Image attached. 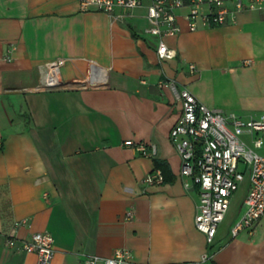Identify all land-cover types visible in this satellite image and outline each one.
<instances>
[{"label":"crops","instance_id":"0c3cea01","mask_svg":"<svg viewBox=\"0 0 264 264\" xmlns=\"http://www.w3.org/2000/svg\"><path fill=\"white\" fill-rule=\"evenodd\" d=\"M151 2L110 16L81 12L75 0H0V264H36V253L6 243L36 232L53 237L49 264L120 247L133 264H264V215L231 236L247 174L212 243L195 229L199 192L179 175L169 131L181 105L167 87L224 115L264 112V17L240 11L234 22L188 32L179 10L182 33L163 39L176 56L160 61L157 37L145 32ZM130 140L155 155L123 145ZM156 161L165 180L142 184L160 170Z\"/></svg>","mask_w":264,"mask_h":264},{"label":"built area","instance_id":"2783aa9c","mask_svg":"<svg viewBox=\"0 0 264 264\" xmlns=\"http://www.w3.org/2000/svg\"><path fill=\"white\" fill-rule=\"evenodd\" d=\"M81 12H102L110 15L116 8L129 11L139 8L143 0H75ZM147 8L149 26L146 33L157 37L156 56L158 60H169L176 56L173 48L167 47L164 38L174 37L181 32L177 11L182 14L188 32H196L199 27L211 28L234 22V15L240 11L258 12L264 17V0H152ZM10 51L5 57L10 61ZM62 59L49 64L46 75L49 85L56 83V75ZM244 64L251 63L245 60ZM189 71L194 66H188ZM181 105V113L172 125L169 139L181 160L179 175L189 178L198 188L195 229L211 244L219 224L229 208V199L248 176V191L243 199V214L233 224L231 236L247 230L264 215V157L257 153L264 147V112L257 117L241 118L233 113L224 115L219 110H211L198 103L188 89H177L175 83L167 84ZM124 146L134 148L141 156L152 157L155 147L125 141ZM199 157L195 158L196 150ZM163 176L160 170L145 175L142 184H160ZM189 188V182L184 183ZM128 211L125 220H132ZM53 237L46 232L33 233L28 240L7 239L9 247L26 253H36V264H49L54 251ZM80 264H133L131 251L116 248L106 258L96 255L86 256Z\"/></svg>","mask_w":264,"mask_h":264},{"label":"trees","instance_id":"16d2710c","mask_svg":"<svg viewBox=\"0 0 264 264\" xmlns=\"http://www.w3.org/2000/svg\"><path fill=\"white\" fill-rule=\"evenodd\" d=\"M199 155H200V149L198 147V149L196 150V153H195V158L199 157ZM161 166H163L162 162H160V161L159 162L158 161L155 162V167L156 168L160 169ZM160 172H161V175L163 176V181H164L165 180V175L163 174V171L161 169H160Z\"/></svg>","mask_w":264,"mask_h":264},{"label":"rangeland","instance_id":"374dc122","mask_svg":"<svg viewBox=\"0 0 264 264\" xmlns=\"http://www.w3.org/2000/svg\"><path fill=\"white\" fill-rule=\"evenodd\" d=\"M232 206H233V204H232ZM232 206H231V209H232Z\"/></svg>","mask_w":264,"mask_h":264}]
</instances>
